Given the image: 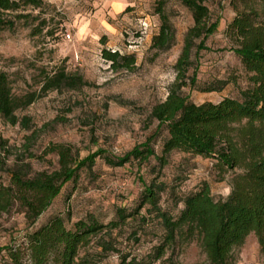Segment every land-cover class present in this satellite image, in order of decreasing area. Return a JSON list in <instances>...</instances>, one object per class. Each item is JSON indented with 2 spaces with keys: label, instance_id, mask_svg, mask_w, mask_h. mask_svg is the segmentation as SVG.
<instances>
[{
  "label": "rangeland",
  "instance_id": "1",
  "mask_svg": "<svg viewBox=\"0 0 264 264\" xmlns=\"http://www.w3.org/2000/svg\"><path fill=\"white\" fill-rule=\"evenodd\" d=\"M95 0H44L41 9H25L17 14L26 16L15 21L11 31L0 33V72L7 75L15 96L39 89L42 72L52 74L57 69L82 76L86 85L77 90L49 92L33 104L16 113L26 118L28 129L10 126L0 121V140L6 141L2 154L4 167L0 171V186L9 183V172L18 170L27 177L57 169L55 155H43L50 144L71 146L77 159L103 152L110 158H120L142 146L148 139L157 157L166 133L157 131L158 123L149 117L151 108L163 102L174 83V66L181 54L184 39L193 26L190 12L177 0H129L120 16L106 22L114 29L110 33L91 28L79 33V26L98 9ZM205 5L209 24L216 23L213 34L202 40L193 39L190 54L192 66L186 73L187 86L181 94L200 105L217 103L221 99L238 98L249 87L248 74L225 34L236 15L232 0H212ZM166 16L173 30L170 47L152 50L151 41L159 32L160 19L156 10ZM128 36H127V35ZM70 35V40L65 39ZM105 48L121 54H133V72H111L100 56ZM200 47V48H199ZM195 77L194 86H190ZM156 135V137H152ZM30 137L29 140L26 138ZM162 164L157 158L148 162L131 161L122 167H110L102 156L95 158L90 168L81 169L72 182L65 184L49 209L33 226H29L21 210L13 207L0 217V248L19 244L27 233L60 215L68 227L79 220H94L107 224L114 220L118 209L133 211L145 185L162 184L159 207L176 218L182 199L206 183L215 199H225L230 192L234 174H219L209 159L172 152ZM140 220L104 236L112 245L103 257L98 238L79 252L85 264H117L120 255L151 260L163 238L160 221L146 209L139 211ZM4 252L0 253V259ZM204 255L195 243L174 244L164 248L155 264H204ZM233 264H264L253 235L234 252Z\"/></svg>",
  "mask_w": 264,
  "mask_h": 264
},
{
  "label": "trees",
  "instance_id": "2",
  "mask_svg": "<svg viewBox=\"0 0 264 264\" xmlns=\"http://www.w3.org/2000/svg\"><path fill=\"white\" fill-rule=\"evenodd\" d=\"M177 1L190 12L193 26L186 34L174 66L175 81L165 100L155 104L149 114L150 119L158 123L157 131L163 128L166 133L161 156L157 157L150 146L154 138L120 158H110L100 151L77 159L71 146L50 144L43 155H55L57 169L31 177L18 170L10 171L8 185L0 186V217L16 206L26 223L33 226L58 197L62 187L72 182L81 169L92 167L99 155L106 165L115 168L131 161L145 163L150 158H157L165 164L164 158L172 152L209 159L219 174L238 172L231 179L227 197L215 199L208 184L203 183L183 197L182 208L173 218L159 207L164 187L152 182L144 186L133 211L118 209L114 220L107 224L79 220L68 227L60 215L52 216L27 233L21 243L0 248V253L4 252L0 264H85L79 258V252L97 238L101 255L105 257L114 250L104 236L138 220L145 224V216H139V211L144 208L148 215H155L163 229L155 257L147 260L125 254L120 255L117 264H155L162 257L164 248L176 241L195 243L204 255V264H233L234 252L249 235L254 236L260 252L264 253V0H232L236 15L225 30L231 44L229 51L238 57L249 75V87L240 91L238 98L226 97L217 103L200 105L184 97L181 89L187 86L186 73L192 66L193 39L202 37L203 40L215 31L216 23L209 24L205 5L212 0ZM43 2L0 0V33L13 30L15 21L26 17L17 14L19 11L27 8L39 10ZM156 14L160 28L152 38L150 48L165 51L171 45L173 30L160 9ZM105 42L106 38L102 37L100 56L111 72H133L136 69L133 54L109 50L104 47ZM194 84L193 75L189 85ZM85 85L82 76L57 69L52 74L42 72L37 91L15 96L7 75L0 72V121L28 129V120L19 119L18 111L49 92L72 91ZM6 149V141L0 140V171L4 167L2 154Z\"/></svg>",
  "mask_w": 264,
  "mask_h": 264
},
{
  "label": "crops",
  "instance_id": "3",
  "mask_svg": "<svg viewBox=\"0 0 264 264\" xmlns=\"http://www.w3.org/2000/svg\"><path fill=\"white\" fill-rule=\"evenodd\" d=\"M98 8L92 15V20H86L79 26V33H84L86 30L91 28H98L110 33L114 29L106 22L105 11L110 9L107 12L109 19H114L116 16H120L127 5H129V0H95L94 2Z\"/></svg>",
  "mask_w": 264,
  "mask_h": 264
},
{
  "label": "built area",
  "instance_id": "4",
  "mask_svg": "<svg viewBox=\"0 0 264 264\" xmlns=\"http://www.w3.org/2000/svg\"><path fill=\"white\" fill-rule=\"evenodd\" d=\"M65 39L70 40V35H66Z\"/></svg>",
  "mask_w": 264,
  "mask_h": 264
}]
</instances>
